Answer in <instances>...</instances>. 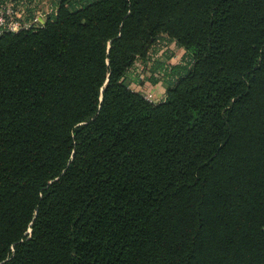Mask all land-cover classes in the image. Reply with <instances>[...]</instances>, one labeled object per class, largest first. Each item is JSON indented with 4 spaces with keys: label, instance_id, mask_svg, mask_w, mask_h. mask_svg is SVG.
Returning <instances> with one entry per match:
<instances>
[{
    "label": "trees",
    "instance_id": "16d2710c",
    "mask_svg": "<svg viewBox=\"0 0 264 264\" xmlns=\"http://www.w3.org/2000/svg\"><path fill=\"white\" fill-rule=\"evenodd\" d=\"M52 1L0 34V264H264V0Z\"/></svg>",
    "mask_w": 264,
    "mask_h": 264
},
{
    "label": "built area",
    "instance_id": "2783aa9c",
    "mask_svg": "<svg viewBox=\"0 0 264 264\" xmlns=\"http://www.w3.org/2000/svg\"><path fill=\"white\" fill-rule=\"evenodd\" d=\"M48 0H5L0 1V34L5 30L35 28L45 24L49 14L55 10V5L43 6ZM141 78L144 77L142 73ZM147 99L157 100V94L152 89L144 91Z\"/></svg>",
    "mask_w": 264,
    "mask_h": 264
},
{
    "label": "rangeland",
    "instance_id": "374dc122",
    "mask_svg": "<svg viewBox=\"0 0 264 264\" xmlns=\"http://www.w3.org/2000/svg\"><path fill=\"white\" fill-rule=\"evenodd\" d=\"M51 3H53V1L52 0H48L47 2H45V3H43V6H48V5H51ZM170 48L171 49H173L174 51H179V49L177 48V46H176V44L174 43V42H172V43H170ZM162 52V51H161ZM140 70V69H139ZM142 72H143V74H144V77L143 78H146V77H148V75L150 74L149 73V71L147 70V69H142ZM151 87H153V86H151ZM154 88V87H153ZM159 96L161 95V93L162 92H160V91H156V90H154Z\"/></svg>",
    "mask_w": 264,
    "mask_h": 264
},
{
    "label": "crops",
    "instance_id": "0c3cea01",
    "mask_svg": "<svg viewBox=\"0 0 264 264\" xmlns=\"http://www.w3.org/2000/svg\"><path fill=\"white\" fill-rule=\"evenodd\" d=\"M178 48V47H177ZM179 49V51H177L178 53L180 52V48H178ZM154 89L157 91H160V92H163L164 91V85H163V83H161V82H159V83H156L155 85H154Z\"/></svg>",
    "mask_w": 264,
    "mask_h": 264
}]
</instances>
